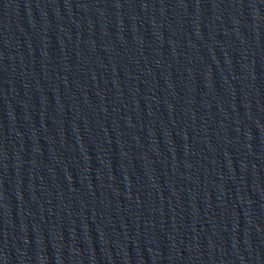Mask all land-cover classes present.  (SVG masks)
Returning a JSON list of instances; mask_svg holds the SVG:
<instances>
[{
  "label": "water",
  "instance_id": "1",
  "mask_svg": "<svg viewBox=\"0 0 264 264\" xmlns=\"http://www.w3.org/2000/svg\"><path fill=\"white\" fill-rule=\"evenodd\" d=\"M54 0H0V264H29L33 143Z\"/></svg>",
  "mask_w": 264,
  "mask_h": 264
}]
</instances>
